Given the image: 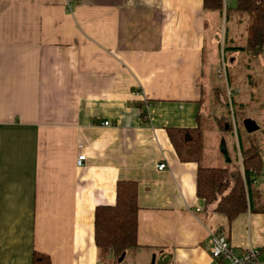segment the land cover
Returning <instances> with one entry per match:
<instances>
[{
    "label": "crops",
    "instance_id": "obj_1",
    "mask_svg": "<svg viewBox=\"0 0 264 264\" xmlns=\"http://www.w3.org/2000/svg\"><path fill=\"white\" fill-rule=\"evenodd\" d=\"M237 1L220 14L204 0H0V264H212L217 230L238 252L264 248V212L205 214L198 165L166 133L197 127L225 28L245 36L225 19ZM119 181L138 183V248L114 262L94 217Z\"/></svg>",
    "mask_w": 264,
    "mask_h": 264
},
{
    "label": "trees",
    "instance_id": "obj_2",
    "mask_svg": "<svg viewBox=\"0 0 264 264\" xmlns=\"http://www.w3.org/2000/svg\"><path fill=\"white\" fill-rule=\"evenodd\" d=\"M204 9L222 14L224 0H204ZM225 19L229 23L238 19L236 23L238 29L244 24L243 34L246 38L244 44H235L234 38L230 37L231 28L227 26L224 30L225 47L223 53L230 56L234 53H244L247 55L248 61L251 62L248 63L249 65L253 61H260L264 55V0H238L234 9L225 10ZM223 64L226 67L227 75L230 67L225 58L220 62L218 70ZM217 77L219 82L225 83L223 77H219L218 74ZM221 86L217 88V92L222 91L218 101L224 105L226 113L217 120L222 131L231 132V121L238 105L235 96L231 99L233 104H230L229 98L224 93V85L221 84ZM138 107L141 110L144 108L141 101H138ZM142 113L144 116L145 111ZM203 114L201 111L197 116V127H171L166 129V133L179 161L198 165L196 195L204 201V213L207 215L211 213L221 214L229 223H232L249 210L253 213L264 212V204L261 203L260 199L262 198L261 192L256 187L262 169L259 147L255 145L244 150L240 149L242 155L239 159L242 162L243 176L241 167L238 166V176L236 179L234 178L232 185L228 168H204L200 165L205 147ZM227 127L229 128L227 129ZM138 213V183L119 181L116 185L114 204L101 205L95 210L94 238L100 258L103 259L105 256L111 255L114 262H117L127 252L138 248ZM260 250L264 255V248ZM32 263L51 264V261L47 255L34 252Z\"/></svg>",
    "mask_w": 264,
    "mask_h": 264
},
{
    "label": "rangeland",
    "instance_id": "obj_3",
    "mask_svg": "<svg viewBox=\"0 0 264 264\" xmlns=\"http://www.w3.org/2000/svg\"><path fill=\"white\" fill-rule=\"evenodd\" d=\"M244 37L237 42V45L244 44ZM221 58H225L231 70L228 69L227 71L228 85L224 82L216 83V80L215 82L207 81V74L203 78L205 83L203 129L208 154L206 159L210 164L215 163L216 167L228 168L230 170V182L233 185L234 180L237 178L236 176H238L237 168L242 166V162L239 159L242 155L240 149L244 150L248 147L258 146L262 169L259 173L256 187L260 190L262 198H264V55L260 61H253L252 66L248 64L251 62L248 61L247 55L244 53L238 54L237 57H231L228 54L224 57L221 55ZM211 68L214 70L211 74L214 78L215 66H211ZM216 74L218 73L216 72ZM207 84H211V86L209 87ZM221 84L224 85V93L227 98H229L228 92L231 90L235 91V101L238 105L231 121V132L222 131L217 120V118L226 113L224 105L218 101L222 91L217 92V88ZM247 119L255 121L259 126V130L249 134L244 126V122ZM225 147L226 153L224 152ZM224 156L229 158L230 162H225ZM206 163L207 161L204 160V164ZM241 174L243 176L242 167Z\"/></svg>",
    "mask_w": 264,
    "mask_h": 264
},
{
    "label": "built area",
    "instance_id": "obj_4",
    "mask_svg": "<svg viewBox=\"0 0 264 264\" xmlns=\"http://www.w3.org/2000/svg\"><path fill=\"white\" fill-rule=\"evenodd\" d=\"M219 77H223L225 83L228 85V79L226 75V67L223 64L221 69L218 70ZM235 95V91L228 92V97L231 104V99ZM108 126L109 123H105ZM86 160L85 155L79 156L77 163L82 166ZM167 169V164L161 163L158 170L163 171ZM255 173L253 174V176ZM210 256L212 258V264H264V255L258 248H249L242 252L231 244L229 239L222 231H215L210 236Z\"/></svg>",
    "mask_w": 264,
    "mask_h": 264
},
{
    "label": "water",
    "instance_id": "obj_5",
    "mask_svg": "<svg viewBox=\"0 0 264 264\" xmlns=\"http://www.w3.org/2000/svg\"><path fill=\"white\" fill-rule=\"evenodd\" d=\"M244 126L249 134L259 130V126L257 125V123L250 119L245 120ZM224 152H226L225 148H224ZM164 263H165V257L161 256L160 260H156V256L155 255L153 256L152 264H164Z\"/></svg>",
    "mask_w": 264,
    "mask_h": 264
}]
</instances>
